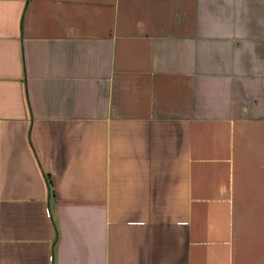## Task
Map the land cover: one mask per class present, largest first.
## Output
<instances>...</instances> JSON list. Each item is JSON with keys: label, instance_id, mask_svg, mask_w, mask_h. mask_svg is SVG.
Returning <instances> with one entry per match:
<instances>
[{"label": "crops", "instance_id": "obj_1", "mask_svg": "<svg viewBox=\"0 0 264 264\" xmlns=\"http://www.w3.org/2000/svg\"><path fill=\"white\" fill-rule=\"evenodd\" d=\"M0 264H264V0H0Z\"/></svg>", "mask_w": 264, "mask_h": 264}]
</instances>
